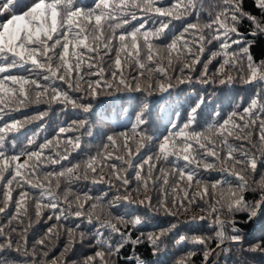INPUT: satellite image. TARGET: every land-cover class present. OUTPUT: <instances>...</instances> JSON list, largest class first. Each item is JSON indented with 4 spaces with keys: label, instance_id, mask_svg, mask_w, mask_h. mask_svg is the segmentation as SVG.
<instances>
[{
    "label": "snow or ice",
    "instance_id": "snow-or-ice-1",
    "mask_svg": "<svg viewBox=\"0 0 264 264\" xmlns=\"http://www.w3.org/2000/svg\"><path fill=\"white\" fill-rule=\"evenodd\" d=\"M160 3L162 0H96L92 6H86L82 0H0V17H4L0 20V120L41 103L49 106L59 103L64 109L71 107L87 113L100 95L120 91H143L151 95L153 92L168 93L180 84L193 82L227 87L237 79L244 84H264V60L255 61L251 54L253 42L239 31V25L247 20L252 26L249 32L253 37L264 35V0H252L260 16L245 10L244 0H221L215 17L203 24L199 22V0H174L171 6L164 7L157 6ZM194 12L197 13V22L186 23L166 44L157 43L166 36L173 20L186 19ZM141 16L146 17L143 23L128 30L132 21ZM149 20L154 24L159 20V23L154 28L148 27ZM206 30L212 33L210 37L204 35ZM213 42L218 44V48L203 60L199 75L193 78L206 44ZM113 51L114 57L106 69L105 57ZM217 59L220 60L219 66L210 73L209 66ZM175 62L182 66L180 75L174 79L170 72ZM133 66L136 69L134 73L130 71ZM233 72L238 75H233ZM153 77L157 78L153 80ZM59 84L66 85V89ZM73 94L79 95L74 97ZM204 102L205 96L201 94L195 106L190 107L183 124L179 123L180 113L177 112L169 123L167 134L158 143L155 157L148 155L136 165H133V160L145 147V140L150 142L153 139L144 127L147 121L143 110L136 114L129 129L107 135V142L95 156L68 167H64L62 162L72 151L80 148L81 136L76 135L75 139L69 136L65 141L59 137L62 134L67 136L69 132L79 133L85 129L87 120L73 121L67 127H60L56 137L45 139L38 145V133H34L20 148L15 134L27 124L42 120L47 113L13 118L0 125V217L7 215L14 204V212L7 223L0 222V237L3 238L0 240V264H12L5 255L8 252L34 259L36 248L47 247L46 241L58 236L59 228L64 227L62 221L70 217L84 218L88 224L95 219L98 227L90 234L78 231L80 224L67 228V243L51 264H67L66 256L75 241L77 238L82 241L86 235H91L94 240L92 246L97 250L84 257L81 264H115L112 258H118L123 248L128 244L139 245L145 240L152 247L153 256L163 251V239L176 227L175 224L158 232H141L133 238L131 231L126 230L129 226L131 229L141 226L144 223L142 218L126 219L121 215L115 218V222L101 221L99 216L94 218L91 211H85V204L93 200L99 202L108 193L92 197L87 192L77 195L69 190L60 196L56 189L60 187L61 178L70 184L79 180L108 184L116 191L109 201L113 207L124 202L144 206L154 214L175 217L193 206L202 205L204 214H193L190 221H208L209 227L217 230L212 236L181 235L176 240L177 246L184 242L203 246L202 264H209L210 257H214L211 264H219L221 253L231 251L222 247L228 242L242 246L244 236L237 226L239 221L235 220V214L247 213V223L264 213V173H261L259 181L252 183L242 174L254 175L258 162L264 157V87L242 111L234 109L222 121L219 112L214 113L217 120L195 130L192 126ZM236 107L239 108V104ZM88 135H91L90 131ZM230 138L240 141L239 147L230 142ZM130 142L135 145L134 149ZM61 143L68 145L62 152L56 150ZM21 157H24L23 161ZM209 158L212 162H208ZM161 160L171 167L167 170L161 168L160 174L154 176ZM180 161H183L182 167ZM57 165L61 166L58 172H44L42 180L37 176L41 169ZM105 167L111 169L107 179ZM132 167L136 168V189L129 187L132 181L127 172ZM211 171L227 173L236 178L235 183L226 178L209 182L202 173ZM169 176L174 177L171 184ZM53 180L56 181L55 186H52ZM29 189L38 190V194L33 196ZM257 189L260 191L259 199H245V192ZM138 190H143V199L137 200L133 195ZM155 190H158L159 197L153 203L152 192ZM14 193L17 194L15 200ZM30 200L34 201L37 220L42 217L43 209H48V220L56 221L42 238L35 241L31 250L27 240L31 222L25 226ZM96 207L97 203L90 204V209ZM226 227L230 228L231 235ZM104 229L109 230V236L104 235ZM113 235L119 239L113 241L110 238ZM213 239L217 241L215 248L210 247ZM261 249H264V241L247 250ZM40 254L45 258L48 256L47 251ZM194 255L196 250H190L175 264H192ZM135 259L137 264H145L139 257Z\"/></svg>",
    "mask_w": 264,
    "mask_h": 264
},
{
    "label": "trees",
    "instance_id": "trees-1",
    "mask_svg": "<svg viewBox=\"0 0 264 264\" xmlns=\"http://www.w3.org/2000/svg\"><path fill=\"white\" fill-rule=\"evenodd\" d=\"M81 2V0H77ZM86 6H92L96 0H82ZM174 0H162V3L157 6H171ZM221 0H199V22L201 24L209 22L211 18H214L216 13L220 10ZM243 7L245 10L260 16V12L254 7L252 0H244ZM139 15V14H138ZM4 17H0V20ZM146 17L141 16L140 19L132 21L128 26L130 30L134 26H138L143 23ZM197 22V13H193L186 19L173 20L170 24L169 29L165 37H162L158 44H166L172 38V35L178 33L186 23ZM159 23V20L154 24L152 20H149L148 27H155ZM249 21L244 20L239 25V31L245 33L248 40L252 41L251 54L253 55L256 62L264 60V35H257L253 37L249 29L251 28ZM204 35L210 37L212 33L208 30L205 31ZM235 38V37H233ZM236 47L235 45L233 46ZM218 48V44L213 42L212 44H206V51L201 60V64L196 66V72L193 73V78L199 75L203 60L208 58L210 52L215 51ZM114 57V51L111 55L106 56L104 60V67L107 69L108 64L111 63ZM220 60L217 59L209 66V72L214 73L218 68ZM182 64L180 62L174 63V68L170 72V75L175 79L176 76L180 75V67ZM133 73L136 71L135 67L130 69ZM233 75H238L233 72ZM157 77H153L155 80ZM59 87L66 89V85L59 84ZM264 87V84L251 83L244 84L237 79L232 85L224 87L218 85H201L199 83H186L180 84L175 89H170L168 93L153 92L151 95L146 92H129L120 91L109 95H100L96 101L93 102V108L84 113L80 109L73 110L71 107L64 109V106L55 103L49 106L48 104L41 103L40 105H32L28 108H23L12 116H5L3 120H0V125L5 122H10L11 119H20L22 117H32L38 115L39 113L46 112L47 115L44 116L42 120H37L33 123L27 124L21 129L20 133L15 134L17 147H23L27 144L29 138L33 136L34 133H38L36 143L37 145L43 143L45 139H53L56 137L57 131L60 127H67L73 121L87 120L88 124L85 129H81L79 133L69 132L67 136L63 134L59 137L61 141L67 140V137H72L75 139L76 135L81 136L80 148L76 151H72L71 155L66 161H63V166L68 167L78 162L85 161L88 157L95 156L98 152L103 149V145L107 142V135L119 133L125 131L131 127L134 118L137 113L144 111V117L147 124L144 126L147 129V135L153 137L149 142L145 140V147L141 149L139 156L135 157L133 160V165L138 164L148 155L155 157L158 150V143L162 139L163 135L167 134L170 121L175 119V114L180 113L179 123L183 124L187 119V114L190 107L195 106L199 96L204 94L205 102L198 110L196 123L192 126L195 130H201L208 123L217 120L214 113L219 112V119L222 121L223 118L234 109L237 111H242L246 107L249 101L257 94L260 89ZM79 94H73V96H78ZM87 102V101H83ZM239 104V108H237ZM63 109V110H62ZM91 135H88V132ZM237 147L240 145V141H232ZM253 142H256L255 132L253 134ZM119 146V141L118 145ZM35 146H33L34 148ZM68 145L61 143L57 151L62 152L64 148ZM130 147L133 149L135 145L130 142ZM48 152H46V155ZM118 154V153H114ZM223 155V153L221 154ZM127 158V157H126ZM24 157H21L23 161ZM171 159V158H170ZM115 162L109 161L108 163ZM208 162H212L209 158ZM180 166H183V161H180ZM227 166V165H225ZM60 165L50 166L41 169L37 176L42 180L44 172L54 171L58 172L60 170ZM119 167V164H118ZM171 165L160 161L157 163L154 176L160 174V169H169ZM237 170H240L237 168ZM83 172V168L80 170ZM136 168L132 167L128 169L127 175L129 180L132 181L130 184V189H136L137 184L134 180ZM261 173H264V157H261V162H258V167L254 175H250L247 172H242L249 180L250 183L253 181H259ZM9 174L6 175L9 176ZM111 175V169L108 167L104 168V176L107 179ZM204 178L209 182H214L217 179L226 178L233 184L236 178L228 175L227 173L219 171H211L202 173ZM35 179V178H34ZM170 184L174 182V177L169 176ZM56 181H52V186H55ZM60 187L56 189L58 195L63 196L66 191H71L77 195H82L87 192L92 197H98L102 193L107 192L108 195L104 197L103 200L96 202L95 200L89 201L85 204V211H91L93 217L99 216L101 221L115 222L117 216L124 215L126 219H131L133 217H140L144 220L141 226L136 229H129L126 231H131L133 238L138 236L141 232H158L161 229H169L171 225L175 224L176 227L168 232L167 238L163 239L162 248L163 251L159 255L153 256L152 247L145 240L139 245L128 244L123 248L119 254V257H113L115 264H137L135 257L142 259L145 264H175V262L184 256L190 250L195 249L196 255L192 256V264H202L203 246H196L190 242H184L181 245H176V240L181 235L187 237L208 235L212 236L217 230L216 227L210 228L208 221L191 222L190 217L195 215L204 214L201 211L202 205L193 206L186 213H180L178 216H168L162 214H154L150 209L144 206H137L134 204H127L122 202L118 207H113L109 205V201L112 200L113 196L116 194L114 188L110 189L108 184H93L90 180H79L74 183H69L66 179L61 178ZM159 188V182H157V189ZM0 191H2V186H0ZM30 193L34 196L38 194V190L29 189ZM211 194V189H210ZM16 193L13 194V200L16 199ZM137 200L144 198L143 190H138L133 193ZM245 199L252 201L259 199L260 191H247L245 192ZM153 203L158 199L159 192L155 190L152 192ZM72 199V197H69ZM46 202V201H45ZM91 203H97L95 209H90ZM171 206V204L169 205ZM76 209L73 208V211ZM14 212V204L8 209L7 215L0 217V222L7 223L8 218ZM50 211L48 209H43L42 217L37 220L35 215L34 201L30 200L28 203V217L25 218V226H28L31 222V227L28 228V248L32 249L35 241L42 238L46 230L56 223L55 219L48 220ZM224 219H231V217L222 216ZM235 220L239 221L237 225L241 228V234L244 236L243 245H237L235 243L228 242L222 247H228L231 251L227 253H221L219 256V264H264V249L251 251L247 250L257 242L264 241V213L259 215L255 220L247 222V213L240 212L235 214ZM64 227L59 228V235L52 237L51 241H46L47 247L36 248L37 255L33 259L31 256L18 255L14 252H8L5 255L12 264H51V261L59 257L63 251L65 244L67 243V228H74L76 224H80V229L78 231H83L86 234L93 232L98 225L94 222L88 224L84 218H69L67 221H62ZM7 230V229H6ZM104 235L109 236V230L104 229ZM226 231L231 235L230 228L226 227ZM15 236L13 239L15 240ZM113 241L119 239L117 236H111ZM3 238L0 237V240ZM94 240L91 235H86L81 241L79 238L74 243L72 250L66 256L67 264H81L84 257L93 254L97 249L93 247ZM217 241L213 239L210 243V247L215 248ZM43 251L48 252V256L45 258L40 253ZM214 257L209 258V264Z\"/></svg>",
    "mask_w": 264,
    "mask_h": 264
}]
</instances>
